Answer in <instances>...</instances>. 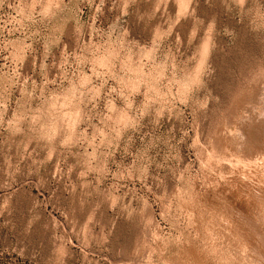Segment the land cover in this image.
I'll list each match as a JSON object with an SVG mask.
<instances>
[{"label":"rangeland","instance_id":"374dc122","mask_svg":"<svg viewBox=\"0 0 264 264\" xmlns=\"http://www.w3.org/2000/svg\"><path fill=\"white\" fill-rule=\"evenodd\" d=\"M255 263L264 0H0V264Z\"/></svg>","mask_w":264,"mask_h":264},{"label":"bare ground","instance_id":"6f19581e","mask_svg":"<svg viewBox=\"0 0 264 264\" xmlns=\"http://www.w3.org/2000/svg\"><path fill=\"white\" fill-rule=\"evenodd\" d=\"M204 48V47H203ZM205 51V50H204ZM206 54V53H205ZM255 78V77H254ZM261 79V78H260ZM252 96V95H251ZM239 100V99H238ZM261 101V100H260ZM233 103V102H232ZM252 107V106H251ZM247 108V107H246ZM252 109V108H251ZM262 111V110H261ZM259 114V113H258ZM257 116H259V115H257ZM238 118V117H237ZM254 120H256V119H254ZM242 121V120H241ZM244 121V120H243ZM233 123V122H232ZM255 123V122H254ZM226 125V124H225ZM237 129V128H236ZM253 129V128H252ZM228 133V132H227ZM255 133V132H254ZM229 136V135H228ZM240 137V136H239ZM219 141V140H218ZM237 141V140H236ZM232 145H233V143H232ZM229 148H230V146H229ZM238 148V147H237ZM227 168V167H226ZM244 169V168H243ZM212 235V234H211ZM233 249V248H232ZM235 249V248H234ZM238 250V249H237ZM248 250V249H247ZM222 251V250H221ZM242 254V253H241ZM259 255V254H258ZM257 257H259V256H257ZM247 258H249V257H247ZM255 259V258H254ZM257 259H259V258H257ZM226 262V261H225ZM256 262V261H255ZM258 262V261H257ZM255 264H257V263H255Z\"/></svg>","mask_w":264,"mask_h":264}]
</instances>
